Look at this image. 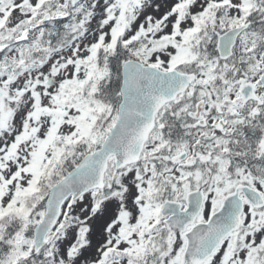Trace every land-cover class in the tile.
I'll return each instance as SVG.
<instances>
[{
	"label": "snow or ice",
	"instance_id": "6c2138e0",
	"mask_svg": "<svg viewBox=\"0 0 264 264\" xmlns=\"http://www.w3.org/2000/svg\"><path fill=\"white\" fill-rule=\"evenodd\" d=\"M0 264H264V0H0Z\"/></svg>",
	"mask_w": 264,
	"mask_h": 264
}]
</instances>
